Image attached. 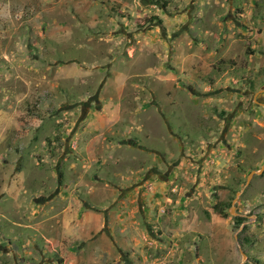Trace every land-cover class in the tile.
<instances>
[{
    "label": "rangeland",
    "instance_id": "374dc122",
    "mask_svg": "<svg viewBox=\"0 0 264 264\" xmlns=\"http://www.w3.org/2000/svg\"><path fill=\"white\" fill-rule=\"evenodd\" d=\"M263 166L264 0H0V264H264Z\"/></svg>",
    "mask_w": 264,
    "mask_h": 264
},
{
    "label": "crops",
    "instance_id": "0c3cea01",
    "mask_svg": "<svg viewBox=\"0 0 264 264\" xmlns=\"http://www.w3.org/2000/svg\"><path fill=\"white\" fill-rule=\"evenodd\" d=\"M94 217H96V213H94V212H92V211L89 210V211L86 213V223H85L83 229H86L87 226L90 225V224H89V221H88L89 218H94Z\"/></svg>",
    "mask_w": 264,
    "mask_h": 264
},
{
    "label": "water",
    "instance_id": "95a60500",
    "mask_svg": "<svg viewBox=\"0 0 264 264\" xmlns=\"http://www.w3.org/2000/svg\"><path fill=\"white\" fill-rule=\"evenodd\" d=\"M263 170H264V166H263L262 170L260 172H256V174H261L263 172ZM253 174H255V173H253Z\"/></svg>",
    "mask_w": 264,
    "mask_h": 264
}]
</instances>
